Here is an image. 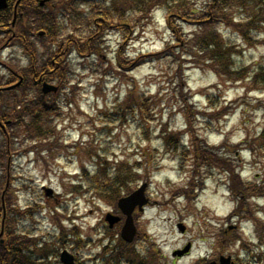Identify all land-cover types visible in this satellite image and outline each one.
Instances as JSON below:
<instances>
[{
    "label": "rangeland",
    "instance_id": "374dc122",
    "mask_svg": "<svg viewBox=\"0 0 264 264\" xmlns=\"http://www.w3.org/2000/svg\"><path fill=\"white\" fill-rule=\"evenodd\" d=\"M201 1L197 0L199 4ZM224 12L231 15L233 24L244 25L245 12L236 8H225ZM166 15L158 6L138 24L125 49L128 58L134 60L138 55L160 52L167 44L175 46L176 36L167 24ZM65 23V34L71 33L70 23L67 20ZM179 24L183 29L181 39L187 40L212 29L208 23ZM215 27L232 45L233 66L242 68L235 78L244 76L243 79L235 81L227 72L219 75L203 65L199 55L184 54L178 58L179 47L167 52V57L137 59L139 64L128 70L124 78L117 67L107 70L124 40L115 29L105 37L108 48L98 53L100 59L97 56L88 59L86 53L72 48L69 61L63 63L66 83L55 95L61 107L51 113L55 137L42 140L44 143L53 140L60 147L46 148L39 158L34 152L23 151L13 158V196L17 205L25 208L39 202L34 222L23 219V227L35 231L39 240L50 243L56 235L65 233L64 246L76 255L77 264H90L105 244L116 242L110 240V232L116 230H107L103 223L105 213L112 211L113 205L93 191H82L70 183H82L83 179L76 177L82 167L92 169L104 157L109 161L114 157L137 158L150 172L147 190L150 203L137 218L139 237L132 244L135 248L147 249L164 264H196L204 257L217 259L219 254H230L236 264H264V245L256 246V238L250 235L252 225L247 226L240 217L238 222L233 214L236 200L225 188L227 175L216 169L206 173L196 170L192 165L195 146L184 132L188 130L185 108L189 105L194 109L189 115L195 121L194 128L204 139L202 145L226 151L232 165L242 161L239 163L242 176L264 185V150L252 151L249 146L264 129V81L259 79L251 84L246 78L250 70L264 68V32L249 35L252 42L247 43L228 22L219 21ZM0 59L21 65L26 61L24 51L19 48L4 50ZM4 73L0 68V74ZM145 96L151 102L148 111ZM162 129L170 130L169 134L181 133L185 144L173 140L172 146L177 148L169 153L158 138ZM241 141L246 143L240 149ZM23 145L28 147L30 143ZM180 161H186L184 170L179 168ZM155 164L158 168L154 171ZM197 180L198 190L196 186L191 188V183ZM83 184L85 190L87 186ZM42 186L52 187L59 194L58 201L46 200ZM185 186L188 192L184 197L175 194ZM259 198L250 201L254 214L257 212L255 216L264 221V197ZM217 232H223L230 240L234 234L239 235L247 246L242 247L240 242L228 245L225 239L219 242ZM188 243L191 248L187 255L172 256L173 251ZM221 245H225L224 251L220 250ZM48 262L56 263L53 258Z\"/></svg>",
    "mask_w": 264,
    "mask_h": 264
},
{
    "label": "trees",
    "instance_id": "16d2710c",
    "mask_svg": "<svg viewBox=\"0 0 264 264\" xmlns=\"http://www.w3.org/2000/svg\"><path fill=\"white\" fill-rule=\"evenodd\" d=\"M54 5L38 7L36 0H23L18 8L17 21L14 29L15 39L19 40L17 44L21 46L29 55V63L26 67H17L13 63H6L9 77L0 76V86L6 82H16L15 74L22 76L19 85L11 89H0V119L11 120L8 132H0V206L3 201L6 209L4 219V234L0 242V264H60L57 260L59 246L62 242L54 241L49 244L47 241H38L34 234H30L27 229L19 228L20 219L29 215L28 212H20L16 209L15 199L12 195L14 182L13 175V158L24 150H35L38 147H44L48 150L53 147H60L53 140V127L51 125V113L54 112L50 96H44L38 87L37 80L56 81L64 85L66 75L63 72V66H59L55 61L63 59L65 52L68 53L72 48L87 56L88 59L98 56L106 48V39L110 29H115L121 33L124 40L120 43L114 57L113 65L107 70H119L123 77L127 71L139 63L137 59L146 56L153 59H160L161 55L167 57V52H172L173 48L179 47L176 54L182 58L184 54L189 56L199 55L202 58L203 65L211 67L216 73L227 72L237 81L243 77L235 78V74L242 70L237 69L233 59L232 45L229 40L223 37V34L215 27L219 21L228 22L238 29V35L243 36L247 43H251L249 35L254 32H264V0H202L199 4L197 0H52ZM197 3V5H196ZM162 7L166 11L167 24L172 28L176 36L175 46L167 44L163 50L148 55H138L131 60L126 55V47L129 45V38L135 33L138 24L143 22L147 14L156 7ZM86 8L80 10L79 8ZM232 10L236 8L239 12H245L246 18L243 24H233L231 15L224 12V9ZM67 19L70 21L72 31L63 37L62 24L58 19ZM12 19V7H8L0 12V34L1 42H6L10 38V22ZM194 24H212V29L207 32L198 34L194 39H181L183 29L179 22ZM3 24V25H1ZM4 27L2 29L1 27ZM262 29V30H260ZM44 30L43 37L38 36L36 32ZM20 36V37H19ZM68 36V37H67ZM60 37V41L58 38ZM46 40L56 43L55 50H50ZM40 48L38 53L34 46ZM63 54V55H62ZM160 57V58H159ZM186 60V59H185ZM246 76L251 84H255L259 79L264 81V68L258 66L250 70ZM49 72V73H47ZM36 79V81H35ZM37 84H36V83ZM264 87V86H263ZM150 99L145 96V107L148 111ZM127 109L130 108L126 105ZM194 113L193 107L186 105L185 115L187 129L184 132L190 136V142L195 146L192 153L193 167L196 170H202L204 173L212 172L216 169L227 175L225 179V188L234 197V213L237 218L250 220L252 226V236L257 240L256 245H264V221L257 218L254 214L253 203L250 200H259L264 197V185L258 181L243 180L239 173L240 164L232 165L228 159L226 151L207 149V145H202V139L194 128V122L190 114ZM170 130L162 129L158 138L162 140L163 147L170 153L177 148L172 146V141L185 144L182 141L181 133L169 134ZM48 136V137H47ZM52 137L49 142L45 138ZM247 141V140H246ZM246 141L239 143V148ZM24 142L30 143L31 146L25 147ZM47 144V145H45ZM45 145V146H44ZM226 146V145H225ZM250 149L255 151L258 148L264 150V129L259 133L256 139L249 142ZM223 149L225 147L223 146ZM23 150V151H24ZM104 157V161L97 163L93 171L82 169V184H86L85 190L98 194L99 198L113 204L120 196L128 194L132 188L139 182H149V170L142 167L140 162L132 163L131 160L114 158L111 161ZM135 160H138L135 158ZM186 161H180L179 168L185 169ZM158 165H154V171ZM201 171V174H202ZM8 181V186L6 185ZM190 182V180H189ZM188 182V183H189ZM81 183L78 188L83 187ZM200 181L191 183V188L199 186ZM7 186V187H6ZM75 193L76 189H72ZM180 191H176V194ZM181 192L187 193V189ZM190 192H193L190 190ZM191 198L193 196H190ZM190 197H187L189 199ZM254 207H257L254 205ZM33 210V209H32ZM226 220H229L226 218ZM19 228V229H18ZM221 230V229H219ZM110 240L116 237L115 232H110ZM219 234V242L226 240L228 245L240 242L242 247L247 246L239 235L234 234L231 240L225 238L223 232ZM60 240L59 238H57ZM218 242V243H219ZM60 243V244H59ZM62 247V246H61ZM220 250H225V245L220 246ZM56 259V263H49L48 259ZM90 264H164L160 259L146 249L135 248L132 244L125 243L119 238L114 244H106L102 247V252L94 256Z\"/></svg>",
    "mask_w": 264,
    "mask_h": 264
},
{
    "label": "water",
    "instance_id": "95a60500",
    "mask_svg": "<svg viewBox=\"0 0 264 264\" xmlns=\"http://www.w3.org/2000/svg\"><path fill=\"white\" fill-rule=\"evenodd\" d=\"M43 2L44 0H41L40 4H42ZM53 89H55V87L49 86L47 84H43L44 92H47ZM144 188H145V185H142L136 191L132 192L126 197L120 198L118 201V207L126 215V220L121 230V237L128 242L132 240L136 232V228L134 226L132 215H131L132 211L136 206L141 208L146 203V199L144 197ZM46 193L50 194L51 190L46 189ZM106 219L112 225L114 222L118 220V217L107 214ZM61 260L66 264H73L72 256L68 254L66 251H63L61 253ZM209 264H215V263L211 262ZM219 264H234V263L231 261L230 256H227V257L220 256Z\"/></svg>",
    "mask_w": 264,
    "mask_h": 264
},
{
    "label": "flooded vegetation",
    "instance_id": "af4514ba",
    "mask_svg": "<svg viewBox=\"0 0 264 264\" xmlns=\"http://www.w3.org/2000/svg\"><path fill=\"white\" fill-rule=\"evenodd\" d=\"M9 6V5H8ZM1 11V10H0Z\"/></svg>",
    "mask_w": 264,
    "mask_h": 264
}]
</instances>
